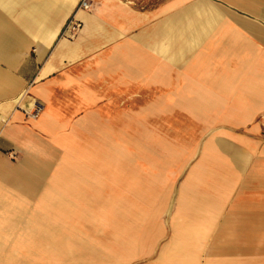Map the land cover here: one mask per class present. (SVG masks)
Segmentation results:
<instances>
[{
    "label": "crops",
    "instance_id": "obj_1",
    "mask_svg": "<svg viewBox=\"0 0 264 264\" xmlns=\"http://www.w3.org/2000/svg\"><path fill=\"white\" fill-rule=\"evenodd\" d=\"M87 1L0 0V264H264V0Z\"/></svg>",
    "mask_w": 264,
    "mask_h": 264
},
{
    "label": "built area",
    "instance_id": "obj_2",
    "mask_svg": "<svg viewBox=\"0 0 264 264\" xmlns=\"http://www.w3.org/2000/svg\"><path fill=\"white\" fill-rule=\"evenodd\" d=\"M89 6L90 5H89L87 0H82L81 8L88 9ZM68 27H70L72 30H75L79 26H78V24L71 22ZM42 108H43V105L40 102L35 101L33 103L32 110L29 112V115H31L32 117H37L40 114Z\"/></svg>",
    "mask_w": 264,
    "mask_h": 264
},
{
    "label": "bare ground",
    "instance_id": "obj_3",
    "mask_svg": "<svg viewBox=\"0 0 264 264\" xmlns=\"http://www.w3.org/2000/svg\"><path fill=\"white\" fill-rule=\"evenodd\" d=\"M52 69H54V67L49 65L47 71H51Z\"/></svg>",
    "mask_w": 264,
    "mask_h": 264
}]
</instances>
